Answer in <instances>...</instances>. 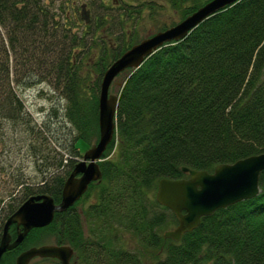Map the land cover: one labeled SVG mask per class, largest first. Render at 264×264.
Returning <instances> with one entry per match:
<instances>
[{"label": "trees", "instance_id": "16d2710c", "mask_svg": "<svg viewBox=\"0 0 264 264\" xmlns=\"http://www.w3.org/2000/svg\"><path fill=\"white\" fill-rule=\"evenodd\" d=\"M186 2L191 5L183 8L180 20L205 3L171 0L176 7ZM56 9L51 0H0V129L8 121L13 130L34 131L10 85L8 49L19 48L27 70L23 83L40 79L38 71L45 68L67 100L73 142L90 145L99 137L102 75L139 39L102 47L91 66L94 86L85 93L80 63L69 56L71 47L83 42L63 25L66 12ZM118 77L116 131L99 163L102 179L85 193L94 192L95 200L80 211L77 201L56 213L49 225L31 230L2 256L1 264L16 253L13 264L17 254L40 242L44 230L57 244H70L78 264H264V170L258 195L202 217L179 241L163 237L178 222L154 198L160 179L187 177L184 166L212 172L219 164L264 152V0L227 6ZM2 137L0 130V142ZM74 164L70 161L64 176L57 174L35 188L24 185L25 198L49 194L59 203ZM9 234L15 238V226Z\"/></svg>", "mask_w": 264, "mask_h": 264}, {"label": "rangeland", "instance_id": "374dc122", "mask_svg": "<svg viewBox=\"0 0 264 264\" xmlns=\"http://www.w3.org/2000/svg\"><path fill=\"white\" fill-rule=\"evenodd\" d=\"M44 1L48 3L49 0ZM51 1L58 7V10L56 9L58 13L59 10L66 12L68 20L62 22L63 25L71 26L72 31L83 42L77 49L71 47L69 56L73 55L80 63L81 74L85 76L82 86L85 93H90L94 86L96 72L91 70V66L96 62L102 47L116 48L121 40L127 42L131 39H142L163 26H170L180 20L183 8L191 5L190 2H186L176 7L172 5L171 0ZM198 1L201 3L207 0ZM82 3H86L89 13L88 24L79 16ZM98 21H102L99 27ZM20 50L8 49L10 85L21 99L26 113L33 120L34 131L26 132L18 126L13 130L8 121H3L4 125L0 129L3 133V140L0 142V232L7 215L11 214H9L11 208L27 198L24 185L35 188L57 174L64 176L70 161L74 163L81 161L84 151L89 147V144L82 140L73 142L76 133L65 117L67 100L61 87L47 76L45 68L38 71L42 75L40 79L38 77L27 85L23 83L27 70L22 66ZM86 71L92 72L88 74ZM120 83L121 78L116 77L109 93L117 94ZM60 159L61 163L58 162ZM89 162L88 160L87 163ZM20 182L24 184L20 185ZM94 194V192L86 196L83 194L78 199L76 205L79 211L81 207L84 209L95 200ZM86 225L84 222V231L87 234ZM12 226L16 229V224H11L8 232ZM54 243V236L44 230L40 235V242L35 244ZM15 254L6 256L2 264H12L11 259ZM78 262L79 259L74 258L73 264ZM29 264H59V261L35 257Z\"/></svg>", "mask_w": 264, "mask_h": 264}, {"label": "water", "instance_id": "95a60500", "mask_svg": "<svg viewBox=\"0 0 264 264\" xmlns=\"http://www.w3.org/2000/svg\"><path fill=\"white\" fill-rule=\"evenodd\" d=\"M240 0H209L176 24L159 30L126 49L104 71L98 93L99 138L84 152L81 161L74 164L64 180L61 200L55 203L49 194L27 197L5 220L0 236V259L3 253L15 249L30 230L49 225L56 212L66 211L88 190L92 182L102 179L98 161L113 139L116 131L118 94L109 93L115 78L126 69L138 68L149 56L171 42L183 40L195 27L211 15ZM82 18L89 22L86 5H81ZM122 86V83H120ZM88 160L90 161L89 163ZM186 178H162L157 183L155 200L167 207L178 225L164 231L163 237L179 241L182 235L195 229L201 218L219 208L258 195L259 176L264 170V152L239 159L233 163L219 164L212 172L182 167ZM16 224L12 239L9 226ZM74 254L69 245L43 244L32 246L19 253L14 264H29L35 258H55L60 264H70Z\"/></svg>", "mask_w": 264, "mask_h": 264}, {"label": "flooded vegetation", "instance_id": "af4514ba", "mask_svg": "<svg viewBox=\"0 0 264 264\" xmlns=\"http://www.w3.org/2000/svg\"><path fill=\"white\" fill-rule=\"evenodd\" d=\"M73 259V258H72ZM72 259H71V261H72Z\"/></svg>", "mask_w": 264, "mask_h": 264}]
</instances>
